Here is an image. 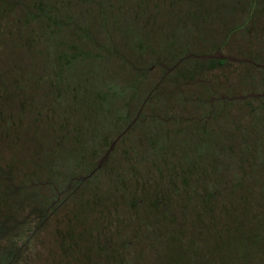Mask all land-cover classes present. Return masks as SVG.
Returning a JSON list of instances; mask_svg holds the SVG:
<instances>
[{
	"label": "rangeland",
	"instance_id": "374dc122",
	"mask_svg": "<svg viewBox=\"0 0 264 264\" xmlns=\"http://www.w3.org/2000/svg\"><path fill=\"white\" fill-rule=\"evenodd\" d=\"M219 2L223 0H216L215 6ZM196 4L198 13L200 0L191 6ZM187 5L179 0L169 13L164 11L169 29L170 23L184 20ZM258 6L259 14L249 20L244 2L228 19L221 17L233 28L228 42L225 31L214 30L218 18L206 19L213 22L212 30L200 34L201 27H193L197 41L179 37L170 53L165 47L168 27L151 33L152 41L146 40L143 47L150 45L154 50L142 53L136 49L137 37L127 11L114 12L108 22L116 24L108 27L111 41L106 45L126 53L139 66H149L156 57L164 66H154L142 77L130 105L123 107L119 96L110 102L109 109L127 110V117L105 123L109 132L103 140L88 137L84 128V114L95 116L98 108L90 104L87 89L100 82L122 85L132 80L135 76L128 66L119 56H106L70 30L56 34L62 43L58 41L46 54L42 42L30 40L34 24H20L22 11L1 17L0 227L3 221L5 227L0 234V264L11 259L12 264H169V260L197 264V252L188 256L178 247L177 254L171 251L174 245L187 248L197 243L200 220L207 225L221 221L225 201L227 206L235 204L231 210L258 213L264 206V109L257 99L264 100V70L246 59L264 66V0H258ZM162 7L166 9L165 4ZM92 28L96 38L104 40L98 22ZM182 42L194 50L196 58L181 61L158 87L169 92L176 78H187L180 94L141 104L164 71L175 64ZM217 47L219 54L208 53ZM60 51L85 53L90 61L67 75L70 90L57 100L50 64ZM218 56L225 62L210 61ZM202 79L212 84L215 94L226 93L229 100L219 101L230 104L209 108L198 103L211 94L200 83ZM210 109L217 115L202 120L201 115ZM74 124L85 132L81 148L85 153L66 159L59 153L74 142ZM89 125L94 130L102 128L97 122ZM71 177L83 179L76 188L75 184L59 188ZM215 182L217 193L209 204L203 191L215 188ZM241 195L247 200H240ZM203 202L209 206L204 208ZM200 252L209 250L202 247ZM263 256V251L257 257L251 255V263L264 264Z\"/></svg>",
	"mask_w": 264,
	"mask_h": 264
},
{
	"label": "trees",
	"instance_id": "16d2710c",
	"mask_svg": "<svg viewBox=\"0 0 264 264\" xmlns=\"http://www.w3.org/2000/svg\"><path fill=\"white\" fill-rule=\"evenodd\" d=\"M178 1L179 0H167L166 2L165 0H116L115 4H113L112 0H0V22L2 19L1 17L13 13L15 10H20L24 14V19L19 20L20 24H34L35 28L33 29L34 32L30 34V40H35L39 43L42 42L44 44L46 54L51 52V48L53 46L56 47L55 45L58 44V41L61 45L62 41L58 40L56 34L70 30L75 37L85 39L93 46V48L99 50L100 52L103 51L106 53V56H119L121 60L128 66L130 72H132V76H135L132 80H126V82L122 85H117L113 82L110 84H103V82H100L95 88L90 90L89 87L87 89L89 90L88 94L91 97L90 104L98 108L93 111L95 116H91L89 113L84 114L85 117L83 122L86 126L84 128L90 133H87L88 137L93 138L95 136L103 140L106 138L109 132V128L103 126L105 123H119L127 117V110L122 111L119 109H109L108 107L111 105V103L115 102L119 96L124 99L121 101L123 107L130 105L137 90H139L141 87L142 77L145 76L154 66L161 65L163 63L159 57H156L149 66H139L126 53L116 49L114 46L108 47V45H106V42L111 41L110 34L108 33V27L112 24L113 26L116 24V21L115 23L108 22V20L111 21V19L114 17V12L121 14L125 10L129 14L131 20L130 27H132V30L136 32L133 33L136 35L135 37H137L135 42L137 45L136 49L140 52L149 48H151L150 50H154L150 45L146 48L143 47L146 40L152 41V37H150L151 33H155V31L161 29L164 26L168 27V29L165 31V47L168 49L167 52L170 53L175 49L174 46H176V41L179 40V37L187 39L188 42L191 43H193V41H197V38L194 36L193 27H196L197 25L201 27L200 34L204 33L207 29L212 30L211 25L213 22L210 24L205 21L206 19L210 21L213 18H218L214 30H216V32L225 31L226 34L224 36V41L228 42L229 33L233 30V28L230 29L227 25L228 20L222 21L221 17L224 19L231 17L232 12L237 9L240 2H242V4L244 2V5L248 6V20L252 19L254 15H258L260 10V7L258 6V0H223V2H219L216 6V0H208V5L202 3L204 0H200L201 11L197 13V4L192 5L195 8L191 6V3L195 2V0H185L188 5L182 13L184 20H177L175 23H170L171 27L169 29V25L167 24V21L164 20L163 14L164 11L169 13L170 9H173V6L175 8ZM164 4L166 6L165 10L162 7ZM211 11H213V15H211ZM74 15L76 18L79 17V20L84 21L87 27L77 22ZM96 22H98L99 26L103 30L104 40L96 38L95 36V31L92 27ZM182 44H180V54L177 57L175 64L172 66V68H169V70L167 69V71H164L157 83L153 85L145 94L141 104L159 96L165 97L168 96L167 94H169V96L172 94H180L183 84L188 80L187 78L185 80L176 78L177 83L170 88L169 92H161L158 87L164 82L165 78L170 73L168 71L176 70L177 65H179L181 61H184L185 59H189L191 61V59L196 58V53L194 50H191L189 46L184 44V42H182ZM217 49L218 47L208 53L213 55V53L218 51ZM217 53L219 54V52ZM50 57L51 56L48 58ZM225 59L226 58L218 56L217 58L214 57V59L210 58V61L215 60L217 64L220 65L225 62ZM246 59L251 61V63L248 62V64L264 70V66H261L262 64H253L255 59L250 57H247ZM51 60L52 63L50 64V78L53 85V91H56L55 99L60 100L64 95L63 93L70 90L69 83L66 82L67 75L73 74L77 65H87V62L90 61V57L85 53H67L60 51L59 54L54 55V58L51 57ZM204 62L205 61H197V63L202 64H205ZM95 68H97V66H95ZM78 71L80 74H86V71L83 67H79ZM200 83L205 86L209 93H211L208 97L206 96L201 100H198V103H200L202 106H208L209 108H212L214 105L227 106L230 104L219 101V99L229 100V98L224 97L226 93L215 94L216 91L214 87L205 79H202ZM261 93L264 95V90H262ZM257 100L259 101L260 109H264V100ZM212 112L213 109H210L208 114H202L201 119L204 121H210L211 117H215L217 115L215 113L213 116L212 114L214 112ZM138 114L139 113H137V115ZM153 116H157L158 118L163 117L157 114ZM89 122L101 123L102 128L94 130L93 128H90ZM74 125L75 126L73 130L77 132L74 134V142L70 143V141L67 143L65 151H61L59 153V156L63 155L64 158L71 157L73 154L85 153L82 152L81 149L85 141V132L82 133V130L80 129L81 126L78 124ZM62 137H66V135H62ZM58 143L61 144V141L59 140ZM62 144L64 143L62 142ZM220 145L223 146V144ZM200 149H202V147ZM147 159L149 158L147 157ZM163 161L165 162V160H160V162ZM82 179L74 181L73 177H71L68 179V182L65 186L59 188H70L73 184H75L74 188H76ZM217 186L218 184L215 182V188H204L203 197L209 202V204L212 197L217 193ZM61 192L62 190H59L58 193ZM239 199L243 201L245 199L247 200V197L245 198V195H241ZM223 203L225 214L223 218H221V221L207 225L208 223H203L202 220H200L197 224V232L199 234L197 243L191 242L193 244L187 246V248L179 244L174 245L171 252L177 254L180 252L179 249H182L183 251L180 253H186L188 256H194L197 252V264H244L245 261L247 264H254L251 263L250 256L252 255V257H257L259 252H264V206H262V209L261 207L258 208V213H251L250 215H247L242 211H236L234 207L231 210L230 208L235 204L232 206H227L226 201ZM203 206L205 208L209 205L203 202ZM244 219H250V222L247 223V221ZM4 227L5 222L3 221L0 227V234L2 233ZM9 230H11V227ZM163 241L164 239H162V242ZM202 247L205 250H209V253L203 254L200 252ZM213 255L220 257L213 259ZM233 256L235 259H237V262L235 263L232 258ZM5 264H12V259ZM169 264L177 263H175L173 260H169Z\"/></svg>",
	"mask_w": 264,
	"mask_h": 264
},
{
	"label": "flooded vegetation",
	"instance_id": "af4514ba",
	"mask_svg": "<svg viewBox=\"0 0 264 264\" xmlns=\"http://www.w3.org/2000/svg\"><path fill=\"white\" fill-rule=\"evenodd\" d=\"M100 166V165H99ZM68 189V188H67ZM59 192V191H58ZM57 193V192H56ZM58 197H59V193H58V196H56V198L58 199Z\"/></svg>",
	"mask_w": 264,
	"mask_h": 264
},
{
	"label": "water",
	"instance_id": "95a60500",
	"mask_svg": "<svg viewBox=\"0 0 264 264\" xmlns=\"http://www.w3.org/2000/svg\"><path fill=\"white\" fill-rule=\"evenodd\" d=\"M113 143H114V142H113ZM113 143L111 144L110 148L113 146ZM99 165H100V164H99ZM99 165H98V166H99Z\"/></svg>",
	"mask_w": 264,
	"mask_h": 264
}]
</instances>
